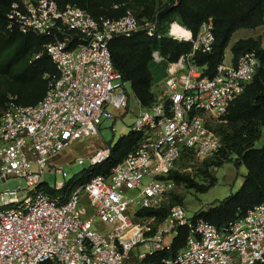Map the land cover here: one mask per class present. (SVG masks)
<instances>
[{
	"label": "built area",
	"instance_id": "1",
	"mask_svg": "<svg viewBox=\"0 0 264 264\" xmlns=\"http://www.w3.org/2000/svg\"><path fill=\"white\" fill-rule=\"evenodd\" d=\"M6 20L11 30L50 37L44 50L57 72L41 100L24 105L10 96L0 116V180L19 176L27 183L0 191V264H146L182 226L188 228L186 243L168 264H264V199L221 226L189 214L181 203L172 204L162 220L139 213L167 204L177 185L168 176L173 169L184 171V150L195 159L220 150L212 117L224 116L253 79L260 65L256 50L236 62L221 61L210 76L193 55L212 50V18L195 34L188 29L187 37L173 34L171 23L167 35L192 41L193 50L176 61L153 50V63L164 68V86L151 106L137 100L129 131L143 133L138 145L109 174H92L110 155L111 145H103L68 190L71 179L56 181L51 194L42 185L45 171H65L49 161L99 132L101 117H114L110 107L129 105L130 82L113 64L110 40L135 31L160 36L157 13L139 18L129 9L117 19L95 18L72 3L14 0Z\"/></svg>",
	"mask_w": 264,
	"mask_h": 264
},
{
	"label": "trees",
	"instance_id": "2",
	"mask_svg": "<svg viewBox=\"0 0 264 264\" xmlns=\"http://www.w3.org/2000/svg\"><path fill=\"white\" fill-rule=\"evenodd\" d=\"M13 1L0 0V80L10 83V88H7L12 94H9L7 88H0V116L10 96H13L17 103L24 105L35 104L41 100L46 93L50 76L57 72L55 64L44 50L50 37L23 33L7 27V12ZM56 1L60 7L68 3L76 4L95 18L104 16L117 19L129 9L139 18L152 17L157 13L156 29L161 33L160 36H149L145 31H135L130 35H115L109 43L115 68L122 73L125 81L130 82L136 99L144 107L151 106L157 96L153 89V50H159L170 61H176L181 55L193 50L192 41L167 35L171 22L177 20L195 34L203 21L212 18L215 35L212 50L195 51L193 55V60L203 66L204 73L210 76L224 60L226 48L237 29L254 28L264 23V0H166L162 6L157 5L159 0ZM231 49L234 62L245 51L256 50L260 65L242 94L221 117L223 126H213L221 136L222 147L215 155L205 159V172L209 174V166H221L232 160L236 165H245L247 169L244 181L236 192L212 203L208 209L196 212V215L203 216L217 226L245 215L264 199V41L252 36L239 38L232 44ZM37 53H40L39 57H35ZM142 137L141 131L133 130L121 135L111 145L109 157L92 168V174H109L111 168L123 160ZM233 155L235 157H232ZM184 158L195 159L190 150H184L181 160ZM83 172L77 173L76 177H80ZM209 176L208 184L198 183L188 173L178 169L171 170L168 177L173 178L176 184L184 183L200 192H206L217 180L215 176ZM73 181L74 179H71L63 191L68 190ZM42 185L51 194L57 192L45 182ZM174 203L182 204L178 200ZM169 208L170 206L159 210L144 209L139 213L155 215L162 220L168 215ZM187 235L188 228L180 227L171 245L148 255L145 263L168 264L166 261L175 258L180 248L185 245Z\"/></svg>",
	"mask_w": 264,
	"mask_h": 264
},
{
	"label": "rangeland",
	"instance_id": "3",
	"mask_svg": "<svg viewBox=\"0 0 264 264\" xmlns=\"http://www.w3.org/2000/svg\"><path fill=\"white\" fill-rule=\"evenodd\" d=\"M166 0L157 1L158 6H162ZM137 7V4L135 8ZM142 8V4L140 5ZM134 8V7H133ZM177 20H174L175 22ZM171 22V23H173ZM179 22V21H177ZM170 23V25H171ZM180 23V22H179ZM181 24V23H180ZM169 25V28H170ZM169 28L167 33L169 34ZM172 32V30H171ZM254 37L264 41V23L254 28H239L237 29L226 48L225 61H230L232 58V44L239 38ZM182 38V37H181ZM153 74L156 77L159 74L158 80L155 78L154 91L156 95L160 94L164 86V68H159L158 65H152ZM10 88V83H6L3 79L0 80V88ZM7 88L8 92L9 89ZM129 94V105L127 108H113L114 117L106 118L102 116L99 121V132L92 134L82 140L75 141L69 145L60 155L49 161V165L54 167H62V171L55 172L53 170H46L42 180L50 186L56 184V181H68L76 177L77 173L89 169L92 162L90 156L103 145H113L118 138L129 132L130 126L137 117L139 105L137 99L132 91L131 84H126ZM10 95H12L9 92ZM212 125L215 128L223 126L222 118L220 116L212 117ZM232 157H235L233 155ZM78 158H83L84 162L79 163ZM206 159V158H205ZM205 159L184 158L180 161L179 166L184 169L183 172L188 173L198 183L208 184L210 181L209 174L217 178L215 185L208 191L200 192L195 188L188 187L186 184H177L174 191L169 196L168 202L165 206H171L175 201H180L185 206L189 214H194L201 210L208 209L212 203L224 199L233 192H236L244 181V176L247 173L245 165H236L235 162L227 161L221 166H209V174L205 172L207 167ZM26 179L24 177L12 176L7 181L0 180V191L5 189H14L17 187H26ZM174 201V202H173ZM144 247V246H143Z\"/></svg>",
	"mask_w": 264,
	"mask_h": 264
},
{
	"label": "bare ground",
	"instance_id": "4",
	"mask_svg": "<svg viewBox=\"0 0 264 264\" xmlns=\"http://www.w3.org/2000/svg\"><path fill=\"white\" fill-rule=\"evenodd\" d=\"M172 33L177 36H188L189 30L184 25L180 24L179 22H173L171 25Z\"/></svg>",
	"mask_w": 264,
	"mask_h": 264
},
{
	"label": "crops",
	"instance_id": "5",
	"mask_svg": "<svg viewBox=\"0 0 264 264\" xmlns=\"http://www.w3.org/2000/svg\"><path fill=\"white\" fill-rule=\"evenodd\" d=\"M230 61H232V58H231ZM155 78L158 80V78H159V74H157V76H156ZM153 89H154V86H153ZM154 90H155V89H154Z\"/></svg>",
	"mask_w": 264,
	"mask_h": 264
}]
</instances>
